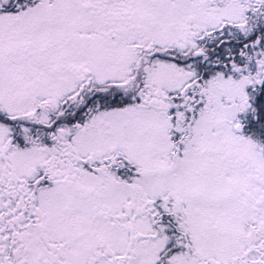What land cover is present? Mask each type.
Instances as JSON below:
<instances>
[{
    "label": "snow or ice",
    "instance_id": "1",
    "mask_svg": "<svg viewBox=\"0 0 264 264\" xmlns=\"http://www.w3.org/2000/svg\"><path fill=\"white\" fill-rule=\"evenodd\" d=\"M0 264H264V0H0Z\"/></svg>",
    "mask_w": 264,
    "mask_h": 264
}]
</instances>
